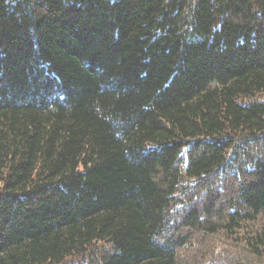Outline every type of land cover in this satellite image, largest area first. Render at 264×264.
Returning <instances> with one entry per match:
<instances>
[{"label": "trees", "instance_id": "trees-1", "mask_svg": "<svg viewBox=\"0 0 264 264\" xmlns=\"http://www.w3.org/2000/svg\"><path fill=\"white\" fill-rule=\"evenodd\" d=\"M0 264H264V0H0Z\"/></svg>", "mask_w": 264, "mask_h": 264}]
</instances>
